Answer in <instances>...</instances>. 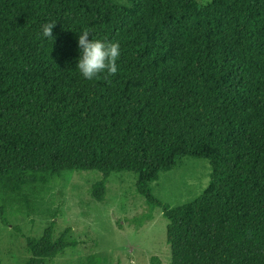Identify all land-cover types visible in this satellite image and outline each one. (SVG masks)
<instances>
[{
    "label": "trees",
    "instance_id": "16d2710c",
    "mask_svg": "<svg viewBox=\"0 0 264 264\" xmlns=\"http://www.w3.org/2000/svg\"><path fill=\"white\" fill-rule=\"evenodd\" d=\"M85 29L120 44L108 80L76 67ZM187 157L210 162V183L172 207L153 184ZM76 171L103 175L99 202L113 173L135 174L171 264H264V0H0V220L34 216ZM69 232L28 238L25 264L76 247Z\"/></svg>",
    "mask_w": 264,
    "mask_h": 264
},
{
    "label": "rangeland",
    "instance_id": "374dc122",
    "mask_svg": "<svg viewBox=\"0 0 264 264\" xmlns=\"http://www.w3.org/2000/svg\"><path fill=\"white\" fill-rule=\"evenodd\" d=\"M211 172L208 160L187 157L161 174L153 193L172 207L188 203L209 186ZM102 178L97 171L66 172L38 201L34 216L10 213L8 225L0 220V264H25L31 258L27 239L40 238L52 224L54 238L70 229L68 238L79 244L46 264H171L168 220L137 192L136 175L113 173L99 202L90 191Z\"/></svg>",
    "mask_w": 264,
    "mask_h": 264
},
{
    "label": "clouds",
    "instance_id": "9594fccd",
    "mask_svg": "<svg viewBox=\"0 0 264 264\" xmlns=\"http://www.w3.org/2000/svg\"><path fill=\"white\" fill-rule=\"evenodd\" d=\"M56 22H49L42 25L39 34L43 38L54 41L53 28ZM90 30H82L78 34V47L80 58L76 67L82 77L87 81L94 79L108 80L118 71L117 61L121 55L120 44L118 42H106L99 39H89Z\"/></svg>",
    "mask_w": 264,
    "mask_h": 264
}]
</instances>
